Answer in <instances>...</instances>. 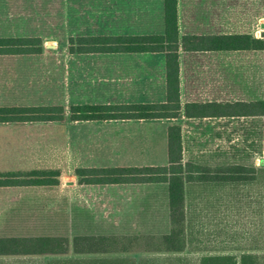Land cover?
I'll return each mask as SVG.
<instances>
[{
  "label": "rangeland",
  "instance_id": "1",
  "mask_svg": "<svg viewBox=\"0 0 264 264\" xmlns=\"http://www.w3.org/2000/svg\"><path fill=\"white\" fill-rule=\"evenodd\" d=\"M68 3L69 0H0V33L40 34L49 41L42 45L45 54L13 61L10 70L0 72V92L7 102L64 107L62 121L24 123L21 127L31 135L30 143H39V166L58 167L65 175L64 181H70L76 177L73 160L78 154H91L110 165L165 164L166 121L147 120L142 126H124L70 120L69 108L74 101L80 97L96 100L92 99L95 93L81 90L79 77L68 74L66 49L50 42L66 39L58 33L62 32L61 23L66 24V15L63 22L53 16L55 7H67ZM211 121L186 120L180 115L170 121L180 126L182 161L192 165L193 176L201 172L214 175L218 170L244 165L254 166L257 178L230 185L210 180L186 183L178 256L162 252V236L169 233L171 224L165 219L159 199L156 209L151 199L138 195L125 199L120 207L108 197L99 220L92 217L94 213L84 211V202H77L72 218L66 195H57L49 204L59 211L39 214V237H49L47 248L54 252L39 254V264H198L210 254L234 255L236 264H264V152L259 151V125L251 133L246 130L248 125L243 131L237 130L233 137L237 139L229 144L226 135L215 137ZM66 187L63 186L65 193ZM156 195L163 198L160 191ZM140 214L147 218H139Z\"/></svg>",
  "mask_w": 264,
  "mask_h": 264
},
{
  "label": "crops",
  "instance_id": "2",
  "mask_svg": "<svg viewBox=\"0 0 264 264\" xmlns=\"http://www.w3.org/2000/svg\"><path fill=\"white\" fill-rule=\"evenodd\" d=\"M163 1L69 0L67 7H55L54 18L63 22L66 15V24L61 23L59 30L62 32H58L65 35L66 39L57 38L50 42L66 49L68 74L79 77L81 90L95 93L92 99L96 101L80 97L72 105L154 103L166 100V51L80 52L76 50L75 44V50L69 49L71 39L75 43L78 37L163 35ZM176 14L181 107L179 115L186 120H212L211 123L215 124V137L226 135L229 144L237 139L233 138L237 130L243 131L244 126L248 125L246 130L251 133L259 125V151L264 152V114L194 118L186 117L183 112L184 105L190 102L230 105L235 102L264 101V0H176ZM234 35H246L258 40L259 48L219 50L199 46L209 37ZM7 36H38L42 45L49 42L40 34L0 33V37ZM43 54L44 51L33 54H0V72L10 70L15 64L13 61ZM75 92L74 89V94ZM0 106L28 105L7 102L0 92ZM146 121L129 119L87 122L142 126ZM154 121H166L169 123L167 127L171 125V120L168 119ZM24 123L33 122L0 123V173L16 175L14 182L0 186V240L3 241L0 245V264H39V219L42 218L39 214L59 211V208L49 204L57 195H66L68 213L72 218L76 213L77 202H84L87 207H84V211L94 213L95 216L92 217L101 220L108 197L114 198L115 205L118 207L119 204L120 207L125 199L138 195L141 199H151L156 209L159 205L163 206L165 219L169 221L166 183L80 184L76 177L64 181L65 175L58 167L39 166V143L29 142L31 135L21 130ZM237 124L239 127H236ZM73 161V174L78 167L123 166L121 163L110 165L111 163L100 162L99 158L88 153L78 154ZM39 170H58L61 177H58L56 185H39V180H33L31 175ZM222 184L230 185L231 182ZM64 185L67 186L66 193ZM159 191L163 198L157 197L156 192ZM139 218L147 216L140 214ZM162 252H166V256L180 254L178 251ZM207 256L218 255H205L198 264Z\"/></svg>",
  "mask_w": 264,
  "mask_h": 264
},
{
  "label": "trees",
  "instance_id": "3",
  "mask_svg": "<svg viewBox=\"0 0 264 264\" xmlns=\"http://www.w3.org/2000/svg\"><path fill=\"white\" fill-rule=\"evenodd\" d=\"M163 35L128 36H86L71 39L69 49L80 52H152L166 51L165 77L166 100L154 103L121 104H77L69 108L72 121L105 120H155L176 119L180 114L179 63L176 0H164ZM203 46L207 49L259 48L258 40L246 35L209 37ZM264 47V42H262ZM42 51V40L38 36L0 37V54H33ZM230 107L228 111L227 108ZM186 117L203 118L221 115L256 116L264 114V101L235 102H190L184 105ZM64 107L60 104L28 106H0V123L57 122L64 119ZM167 164L146 166H92L78 167L74 175L80 184H125V183H166L168 210L171 229L162 236V250H181L180 238L185 221V184L196 180H210L219 184L227 182H252L257 178L254 166L234 165L218 170L214 175L201 174L194 177L195 170L190 163H183L181 129L169 125L166 130ZM264 167V164H262ZM196 168V167H195ZM262 175L264 176V168ZM39 185L53 186L58 183V170H39L31 173ZM30 175V176H31ZM14 173H0V186L14 182ZM49 237H39V254L54 253L47 248ZM3 243L0 240V245ZM49 250V251H48ZM53 264V263H51ZM58 264V262H55ZM201 264H236L235 256H207Z\"/></svg>",
  "mask_w": 264,
  "mask_h": 264
}]
</instances>
